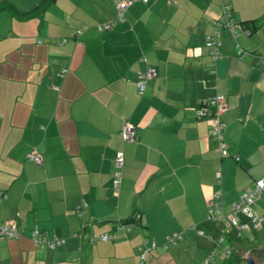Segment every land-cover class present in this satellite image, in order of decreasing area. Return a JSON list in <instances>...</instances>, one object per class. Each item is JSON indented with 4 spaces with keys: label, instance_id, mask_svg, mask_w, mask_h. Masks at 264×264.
I'll return each instance as SVG.
<instances>
[{
    "label": "crops",
    "instance_id": "0c3cea01",
    "mask_svg": "<svg viewBox=\"0 0 264 264\" xmlns=\"http://www.w3.org/2000/svg\"><path fill=\"white\" fill-rule=\"evenodd\" d=\"M44 1L0 0V224L22 230L0 238V264H141L145 238L156 245L145 264H247V253L264 264V191L255 204L262 227L228 231L230 260L215 248L222 225L207 220L215 193L230 214L264 179V0H132L123 22L118 0ZM224 7L256 27L236 38L221 30ZM215 31L217 61L205 46ZM149 68L158 76L140 94ZM217 95L229 106L227 157L211 121L197 116ZM124 122L136 142L124 141ZM36 230L47 239L35 242ZM174 234L182 239L170 243Z\"/></svg>",
    "mask_w": 264,
    "mask_h": 264
},
{
    "label": "built area",
    "instance_id": "2783aa9c",
    "mask_svg": "<svg viewBox=\"0 0 264 264\" xmlns=\"http://www.w3.org/2000/svg\"><path fill=\"white\" fill-rule=\"evenodd\" d=\"M144 2H148L149 0H143ZM170 2H176L177 0H168ZM132 4V0H118L116 2V6L118 9L117 21H124V12L127 8ZM113 22H108L98 27L99 31H108L113 28ZM217 25L222 30L229 31L234 38L237 37L239 31L250 33L249 29L242 27L239 23L236 22L231 9L229 7H224L222 10V14L217 21ZM81 33V32H79ZM66 40H63L62 43H65ZM205 46L209 50L210 56L214 61L219 60L222 57V40H221V32L215 31L214 33L207 35L205 38ZM245 53L244 51H240L239 54ZM158 76L157 71L154 68H149L146 72L140 73L139 82L137 83L139 92L142 94L145 90V84L148 80L156 78ZM209 108H213V111L209 110ZM229 110V106L226 102V98L224 95H217L212 98L206 99L201 108L197 112V116L200 119H209L211 121V138L216 141L218 145V149L221 153L222 157H227L229 155L228 145L225 141V131L227 128V124L223 121L222 116ZM122 136L125 142L133 143L137 140V130L134 126L129 124L128 122H124L122 128ZM28 158L34 161L38 165L43 164L42 156L36 153H31L28 155ZM236 160H239L237 155H234ZM124 166V153L119 151L116 154L115 158V167L116 171L114 174V189L116 193H118L119 188L122 183V169ZM264 191V179L257 180L253 186L244 189L241 193L238 202H236L231 207V213L227 214L225 209V204L223 200V195L219 193H215L210 201L208 212H207V220L210 222H219L225 220L226 228H235L239 233L243 231H249L251 229H259L262 227L263 218L260 217L256 210L255 204L257 200L260 198L261 193ZM1 195V193H0ZM86 205H79L77 207V212L81 213V210ZM240 215L246 218V221L240 220ZM134 223L128 224L130 226L135 225L137 221L140 219L139 214L135 215ZM200 235H204L203 232H199ZM228 232L222 231L221 236L216 239L215 248H219L223 250L224 256L226 260H230L234 255L235 249L232 243L229 240ZM22 236V230L18 227H14L11 225L0 224V238L1 239H16ZM33 237L35 242H43L47 239L46 234L36 230L33 232ZM113 239L112 235L103 234L99 236L98 240L101 242H108ZM182 239L180 234H174L172 237L168 239L170 243H175ZM63 241L54 239L52 241V245L55 246L58 243H62ZM167 247V246H166ZM155 243H151L149 239L145 238L143 240V245L140 248V261L141 264H145L147 253L155 249ZM214 253H216V249L211 253L209 258L206 260V263L212 261L214 257Z\"/></svg>",
    "mask_w": 264,
    "mask_h": 264
},
{
    "label": "trees",
    "instance_id": "16d2710c",
    "mask_svg": "<svg viewBox=\"0 0 264 264\" xmlns=\"http://www.w3.org/2000/svg\"><path fill=\"white\" fill-rule=\"evenodd\" d=\"M50 1H53V0H45L42 4H41V6L42 7H44V6H46ZM11 8V7H13V6H7V5H5V6H3V8ZM242 27H244V28H246V29H249V30H251V28L252 27H256V25H255V23H242V24H240ZM252 32V31H251ZM134 222H136L135 221V218L133 217L131 220H129L128 222H125V225H127V224H131V223H134ZM243 260H242V258H238V259H235V263H241ZM231 262H233V260L231 261Z\"/></svg>",
    "mask_w": 264,
    "mask_h": 264
},
{
    "label": "rangeland",
    "instance_id": "374dc122",
    "mask_svg": "<svg viewBox=\"0 0 264 264\" xmlns=\"http://www.w3.org/2000/svg\"><path fill=\"white\" fill-rule=\"evenodd\" d=\"M230 210H231V207H230ZM230 212V211H229ZM218 224L220 223L221 225H222V227H221V229H219L220 230V232H218L217 233V235H216V237L218 238L219 236H221V233H222V231H225V232H232L235 228H226V226H225V220H222V221H219V222H217ZM246 234V233H245ZM245 234L243 235V236H245ZM161 247H163V249H166L165 248V244L163 245V246H161ZM220 252H223V250H221L220 249ZM234 264H236V263H234Z\"/></svg>",
    "mask_w": 264,
    "mask_h": 264
},
{
    "label": "water",
    "instance_id": "95a60500",
    "mask_svg": "<svg viewBox=\"0 0 264 264\" xmlns=\"http://www.w3.org/2000/svg\"><path fill=\"white\" fill-rule=\"evenodd\" d=\"M243 258H245L247 264H256L254 259L250 255H248V253L243 256Z\"/></svg>",
    "mask_w": 264,
    "mask_h": 264
}]
</instances>
